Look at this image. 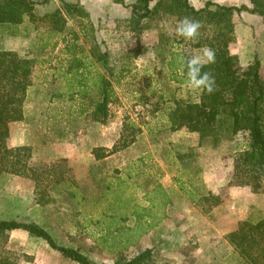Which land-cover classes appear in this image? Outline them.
Masks as SVG:
<instances>
[{"label": "rangeland", "instance_id": "obj_1", "mask_svg": "<svg viewBox=\"0 0 264 264\" xmlns=\"http://www.w3.org/2000/svg\"><path fill=\"white\" fill-rule=\"evenodd\" d=\"M35 1L41 15L63 7L60 0ZM135 1L86 0L98 24L100 49L108 50L115 67L112 77L119 76L122 65L131 69L119 82L111 77L116 98L103 123L92 117L97 91L86 97L71 92L67 79L56 72L63 64L60 54L38 47V34L48 26L36 22L33 29L28 21L17 26L0 23V49L17 51L35 63L24 118L10 123L9 144L31 146L35 166H54L48 185L53 199L47 204L38 203L33 179L2 174L0 218L37 222L58 243L80 249L98 264H114L150 247L154 264H246L227 234L241 220L264 217V180L258 192L250 185H231L246 192L238 194L241 200L230 201L228 183L236 179L233 155L244 147L247 134L240 132L217 144L208 138L201 144L196 132L170 129L173 102L198 101L201 92L170 78L171 49L191 56L205 46L179 43L174 18L153 20L151 28L138 36L130 29V19H123ZM189 1L202 8L208 0ZM212 1L252 7L250 0ZM245 12L249 13L234 14L235 41L230 51L238 49L239 34L249 33L240 24ZM250 14L257 17L253 39L258 52V35L264 40V17ZM115 16L122 18L119 23ZM74 22L68 17L69 26ZM236 26L241 28L237 31ZM80 41L92 61L89 77H96L99 62L92 53L93 42L83 35ZM48 57L51 60L46 61ZM99 149L104 158L96 156ZM62 174L65 182L56 183ZM178 177L189 189L220 193L223 200L210 208L193 203ZM8 247L19 256V264H78L22 229L10 233Z\"/></svg>", "mask_w": 264, "mask_h": 264}, {"label": "trees", "instance_id": "obj_2", "mask_svg": "<svg viewBox=\"0 0 264 264\" xmlns=\"http://www.w3.org/2000/svg\"><path fill=\"white\" fill-rule=\"evenodd\" d=\"M60 1L62 8L57 7L54 11L41 15L37 12L35 0H0V23L17 26L28 21L33 29L36 28V22H43L48 26L38 34V47L47 49L63 44L66 69L62 75L68 81L69 90L86 97L95 89L97 99L92 117L103 123L108 118L111 102L116 98L112 78L119 82L124 73L131 69L122 65L118 71L121 77H112L115 67L111 64L108 50L100 49L101 42H98L97 29L89 18V12L80 0ZM116 1L124 3L123 0ZM250 2L252 7L227 6L208 0L204 7L196 8L189 0H136L130 5L132 17L129 26L131 31L140 36L150 27V22L159 18H174L178 22L184 16H190L203 22L204 27L197 43L182 37L175 38L179 43L188 42L194 47L208 46L215 49L216 63L207 66L205 70H211L215 74L217 90L211 95L201 91L198 101L175 100L168 112L170 129L196 132L201 144L208 138L217 144L225 138L232 139L240 132L246 133L248 138L244 147L233 155L236 179L228 184L250 185L253 191L258 192L264 180V74L258 57L244 67L239 63L238 56L230 51V45L235 41L234 14L247 11L264 17V0ZM68 17L74 19V25H68ZM82 35L87 40L90 37L93 42L92 53L99 62L96 77H89L92 76V61H88V54L80 41ZM179 50H171V59L167 64L170 70L181 76L170 78L177 83H186V74L182 73L177 59L188 55ZM33 71L34 63L30 58L21 56L14 50L0 49V176L7 173L33 179L38 203L47 204L53 199L48 185L50 171L54 166H35L31 162V146H11L8 141L10 123L24 118L25 103L33 84ZM69 75L72 77H68ZM132 141L133 139L128 142L125 140L121 148L127 147ZM95 154L99 159L105 157L100 149ZM65 180L62 174L57 177L56 183L60 184ZM176 180L195 204H207L210 208L223 200L220 193L206 189L202 191L198 187L194 191L186 186L182 177ZM18 229L44 239L50 247L78 264H98L80 249L58 243L37 222L14 218H0V264H19V256L8 247L10 233ZM227 241L246 264H264V217L241 220L237 228L227 234ZM114 264H154L153 248H145L130 258L117 259Z\"/></svg>", "mask_w": 264, "mask_h": 264}, {"label": "clouds", "instance_id": "obj_3", "mask_svg": "<svg viewBox=\"0 0 264 264\" xmlns=\"http://www.w3.org/2000/svg\"><path fill=\"white\" fill-rule=\"evenodd\" d=\"M203 27L204 24L201 20L184 16L177 22L175 32L178 37L197 43ZM177 63L180 65L182 73L186 74V83L189 88L205 91L209 95L217 90L215 74L211 70H205L207 66L216 63L215 49L205 46L201 49L200 54L187 57L179 56Z\"/></svg>", "mask_w": 264, "mask_h": 264}, {"label": "crops", "instance_id": "obj_4", "mask_svg": "<svg viewBox=\"0 0 264 264\" xmlns=\"http://www.w3.org/2000/svg\"><path fill=\"white\" fill-rule=\"evenodd\" d=\"M80 2L86 8V10L89 12V18L93 22L94 20L92 19V16L90 14L91 11H90V9L87 6L86 0H80ZM242 16H243V23H240V24L242 26H245L249 30V33L247 35L239 34V41H238V43L237 42L235 43V47L238 46V49L235 50L234 47L233 48L231 47V53L238 56L239 63L241 64V66H244V67L248 66L252 62V60L254 59L256 54H258L259 58L261 59L262 67L264 69V57H263L264 52H262V51H264L263 50L264 49V40L261 37L262 35L259 34L258 35V44L260 45V51L258 49V52H257L256 51L257 47H255V43H254V39H253L254 32H255V30L257 28V25H256V23H257L256 18L257 17L252 15V14H250V13H246V12L243 13ZM131 17H132V10L125 11L123 19H127L128 20ZM121 19L122 18L120 16L119 17L115 16L114 20H115V22L119 23ZM93 24H94L95 28L97 29L98 28V24L95 25L94 22H93ZM236 28H237V31H238L241 27L236 26ZM262 28H264V27H262ZM262 28L259 29V33L263 32ZM256 34H257V31H256ZM97 35H99V31L97 32ZM256 45H257V41H256ZM62 48H63V44H61V43L57 44L55 47H50L51 51H55V52H58L60 54L59 60H60L61 64L63 63L61 65V68L59 66L56 68V72H58V77H59V74H62L61 70L62 69L63 70L66 69V67L64 68V62H66L64 60V58L66 57V55L63 54ZM171 50H173V49H171ZM169 57L171 59V55ZM49 60H51L50 57H48V59H46V61H49ZM34 68H35V66H34ZM169 70H170V68H169ZM170 71L172 73V75L170 77H175V76L181 77L180 74H175L172 70H170ZM33 77H35V71H33ZM62 77H65V76L62 75ZM240 188H242V187L230 186V188H229L230 201L233 200V198L234 199L237 198V200H241V199L238 198V194L240 192H244L245 193L246 191H245V189H242L243 191H241ZM254 199H255V197H254ZM260 208H263V207H260Z\"/></svg>", "mask_w": 264, "mask_h": 264}]
</instances>
